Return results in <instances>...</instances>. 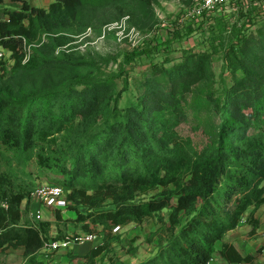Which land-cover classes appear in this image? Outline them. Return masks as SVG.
Returning <instances> with one entry per match:
<instances>
[{"label":"trees","instance_id":"16d2710c","mask_svg":"<svg viewBox=\"0 0 264 264\" xmlns=\"http://www.w3.org/2000/svg\"><path fill=\"white\" fill-rule=\"evenodd\" d=\"M5 1L20 3L0 17V46L12 52L13 66L55 67L75 76L41 88L0 85V255L23 247V264H42L39 252L48 240L92 232L102 243L90 249L85 264H96L112 245L113 229L156 216V252L139 264H207L218 246L230 264H254L256 255L243 254L224 237L251 207L250 233L256 232L254 212L264 204V28L258 39L240 34L231 41L229 48L240 51L228 87L216 89L211 51L186 49L181 62L154 63L143 71L134 95L122 104L129 87L125 80L119 88L120 74L76 76L70 59L49 57L43 49L52 44L37 47L35 41L45 32H81L80 9L86 5L132 6L142 0H55L48 8L30 0L0 4ZM146 50L134 49L126 58ZM6 65L0 61L1 80ZM189 92L198 97L191 107L196 129L202 112L217 115L206 140L180 130L189 119ZM34 167L54 175L73 216L50 207L51 219L29 217Z\"/></svg>","mask_w":264,"mask_h":264},{"label":"rangeland","instance_id":"374dc122","mask_svg":"<svg viewBox=\"0 0 264 264\" xmlns=\"http://www.w3.org/2000/svg\"><path fill=\"white\" fill-rule=\"evenodd\" d=\"M201 1L142 0L141 3H135L132 6L114 5L104 8L86 5L80 9V20L82 25H85V29L81 32L68 29L61 32L64 34L63 37L58 32H45L41 36V42L35 41V43L37 47L43 42L52 44L53 49L46 47L43 49L44 53L49 57H58L61 54L66 56L71 60L72 66L77 68L76 71H73L74 74L77 73L76 76L105 77L120 74L119 88L125 87V80L129 87L128 91L124 92L122 104L127 97L134 95L137 78L141 77L143 71H146L154 63H165V66H171L181 62L185 57L186 49L212 52L217 81L216 89L221 90L232 83L233 68L235 59H237L235 53L240 51L239 47H236V51L229 48L231 41H234L236 35L240 34L246 38L258 39L260 31L264 28V19L260 17L258 8L253 2L247 5V3H241L240 0H236L221 11L210 15H192L193 7ZM140 5L144 8H139ZM241 5H245L247 10L244 11V8L242 10ZM19 6V2L5 1L1 3L0 17L6 16L4 14L6 8ZM143 9L145 12H142ZM247 17H251L254 21L249 23ZM75 28L78 27L73 29ZM176 30L178 34L175 33ZM49 37H53V39L49 40ZM134 49L147 50L128 61L126 54ZM13 60L12 53H9L5 60L7 74L4 80L0 79V85L11 81L19 87L41 88L58 84L63 79L75 76L56 70L55 67H40L36 71L17 69L13 66L15 63ZM2 72L0 69V73ZM187 102L189 119L180 125V130L195 139L206 140V131L209 126L217 123V115L213 114L214 111L202 112V125L196 129L195 125L198 123L191 107L197 104L198 97L193 92H189ZM33 177L35 178V189L44 183L55 184L51 180L54 175L46 169L34 167ZM159 190L150 193L156 194ZM33 198L32 208L29 211L31 219L37 209L40 208L42 213L44 210L41 201L35 196ZM67 204L65 196L58 206L65 208L63 216L66 217L74 214ZM52 208H49V211L45 209L50 217H53ZM251 209L252 207L244 214L241 223L232 232L233 235L228 238L226 236V239L236 242L243 254L256 255L254 264H264V204L254 212V218L259 220V227L253 234L250 233L252 224L248 220ZM168 212L169 210L165 209L161 214L167 219ZM158 226V219L155 216L140 225L130 223L116 230L113 229L115 238L110 246L112 249L108 248L106 252L99 254L96 264H109L110 262L139 264L143 259L152 257L156 252V238L151 234ZM100 238V241L88 243L90 248L102 243L101 235L98 239ZM82 251L85 249L82 248ZM86 261V255H73L70 263L85 264ZM212 262H214L213 264H230L227 260L220 258L218 254L213 256Z\"/></svg>","mask_w":264,"mask_h":264},{"label":"built area","instance_id":"2783aa9c","mask_svg":"<svg viewBox=\"0 0 264 264\" xmlns=\"http://www.w3.org/2000/svg\"><path fill=\"white\" fill-rule=\"evenodd\" d=\"M236 0H202L195 5L191 11L192 15L205 16L211 13H216L226 8L228 5L234 3ZM241 3L253 4L258 8V12L261 18L264 19V0H240ZM243 3V4H244ZM25 57L24 60L29 58L30 46H25ZM12 53L9 49L0 46V61L6 60V56ZM66 191L60 185L44 183L36 187L32 196L39 199L42 205L46 208L58 207L65 197ZM42 206V207H43ZM43 218L42 210L39 208L34 213V219L38 220ZM119 227H116V230ZM99 235L92 232H79L76 234H68L61 239H50L45 242L43 249L50 251H57L60 249H68L73 244L78 243H90L98 240ZM213 257L207 264H212Z\"/></svg>","mask_w":264,"mask_h":264},{"label":"crops","instance_id":"0c3cea01","mask_svg":"<svg viewBox=\"0 0 264 264\" xmlns=\"http://www.w3.org/2000/svg\"><path fill=\"white\" fill-rule=\"evenodd\" d=\"M55 0H30L31 4L37 7H42V8H48L50 6L51 3H53ZM34 196H32L31 199V208H32V202L34 200L33 198ZM25 201H23L22 207L25 206ZM45 209H47L46 211H49V208L44 207L43 210V218L44 219H51L52 217H50L49 213H46ZM68 216H73V215H68ZM235 229L229 230L228 233L225 235V240L226 236L228 238V236H232V232H234ZM51 235L55 236L56 235V228L53 225L52 226V230H51ZM99 241L101 240L98 239ZM98 240L94 241V242H90V243H95ZM231 243H233L238 249H239V245L234 242V241H229ZM85 243H78V244H73L70 248L68 249H60L58 251H50V250H45V249H41L39 252V259L42 262V264H47V263H51V264H59V261H61V264H71L70 261L72 259V256L76 255H86L89 251H90V245L87 243L85 245H83ZM97 245H94L93 247H96ZM220 246H218L217 251L215 252L214 256L217 254L219 255L220 258H223L221 256V254L219 253L218 249ZM82 248L85 249V251H82ZM23 252H24V248L23 247H18V248H8L6 249L1 255H0V264H23L24 263V257H23ZM52 252V253H49ZM49 253V254H47ZM48 255V256H47ZM49 257V258H47ZM98 257V256H97ZM96 257V259H97ZM224 259V258H223ZM140 263V262H139ZM214 262H212L213 264Z\"/></svg>","mask_w":264,"mask_h":264}]
</instances>
